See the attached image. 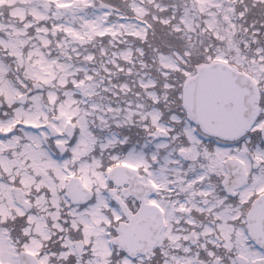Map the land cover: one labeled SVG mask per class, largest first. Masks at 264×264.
Masks as SVG:
<instances>
[{"label":"snow or ice","instance_id":"obj_1","mask_svg":"<svg viewBox=\"0 0 264 264\" xmlns=\"http://www.w3.org/2000/svg\"><path fill=\"white\" fill-rule=\"evenodd\" d=\"M0 264H264V0H0Z\"/></svg>","mask_w":264,"mask_h":264}]
</instances>
